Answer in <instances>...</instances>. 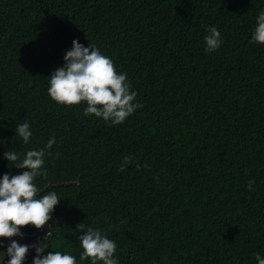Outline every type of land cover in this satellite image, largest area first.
I'll return each mask as SVG.
<instances>
[{
	"label": "trees",
	"instance_id": "16d2710c",
	"mask_svg": "<svg viewBox=\"0 0 264 264\" xmlns=\"http://www.w3.org/2000/svg\"><path fill=\"white\" fill-rule=\"evenodd\" d=\"M262 10L264 0H0V179L29 170L6 151L22 158L55 138L47 179L34 180L39 196L61 199L44 255L91 264L83 223L116 242L118 264L264 258V45L251 43ZM206 26L221 33L211 53ZM73 40L110 57L143 107L113 125L85 116V102H54L49 76ZM24 122L28 144L15 132Z\"/></svg>",
	"mask_w": 264,
	"mask_h": 264
},
{
	"label": "clouds",
	"instance_id": "9594fccd",
	"mask_svg": "<svg viewBox=\"0 0 264 264\" xmlns=\"http://www.w3.org/2000/svg\"><path fill=\"white\" fill-rule=\"evenodd\" d=\"M206 31L208 35L204 38L205 52L211 53L221 46V33L216 27L210 26H206ZM251 43L264 45V10L256 18ZM64 60L65 64L49 76L48 95L57 104L71 107L85 102V116L94 115L106 122L111 121L113 125L123 123L136 109L143 107L142 104L133 103L137 93L131 90L127 74L118 73L114 61L92 44L85 47L79 40H73L72 48L66 52ZM15 132L25 144L33 136L28 122L16 125ZM54 144L55 138H50L45 148L29 150L22 158L15 151L4 153L10 163L16 162L15 168L29 170L12 176L4 174L0 179V238L11 241L4 251L9 259L6 262L4 260L3 264H24L30 248L37 253L33 264H77L75 256L61 251H51L44 255L52 232H48L41 241L32 245H21L11 239L15 236L23 237L21 229L28 226L43 229L61 200L54 190L37 198L42 190L34 183L38 176L47 179V170H42L44 158L46 152L48 156L52 155L47 150ZM131 159L125 157L124 164ZM120 171H124L123 166ZM254 183V179L248 182L249 191L254 190ZM77 229L83 232L78 236L83 250L80 254L81 261L90 260L91 264H118V259L115 258L117 244L106 232L93 227L85 229L83 223ZM254 256L257 264H264V258L259 253Z\"/></svg>",
	"mask_w": 264,
	"mask_h": 264
},
{
	"label": "water",
	"instance_id": "95a60500",
	"mask_svg": "<svg viewBox=\"0 0 264 264\" xmlns=\"http://www.w3.org/2000/svg\"><path fill=\"white\" fill-rule=\"evenodd\" d=\"M73 182H69V183H66V184H71ZM53 186L52 183H49L47 185V187L43 190H47L49 188H51ZM41 193L38 194V196L40 195ZM55 215L52 214V217L51 219L49 220L48 224L45 225V227L41 230H37L35 233H32V234H29V233H24L23 237L21 236H15V237H12L11 239L12 240H16L17 242H19L21 245H32L34 243H38L39 241L42 240L43 237L46 236V234L48 232H52V234L54 233V230L52 228V221L54 219ZM37 255L35 249L33 248H30L29 249V252L25 258V261H24V264H33V258Z\"/></svg>",
	"mask_w": 264,
	"mask_h": 264
},
{
	"label": "flooded vegetation",
	"instance_id": "af4514ba",
	"mask_svg": "<svg viewBox=\"0 0 264 264\" xmlns=\"http://www.w3.org/2000/svg\"><path fill=\"white\" fill-rule=\"evenodd\" d=\"M10 242L11 241L9 239L0 238V264H3L4 260L6 262L7 259H9L8 257H6L4 251H6V248Z\"/></svg>",
	"mask_w": 264,
	"mask_h": 264
}]
</instances>
